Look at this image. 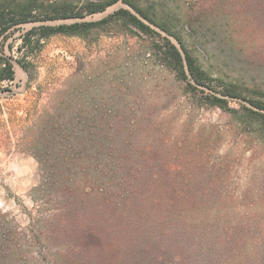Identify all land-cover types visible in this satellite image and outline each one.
<instances>
[{
	"label": "trees",
	"instance_id": "obj_1",
	"mask_svg": "<svg viewBox=\"0 0 264 264\" xmlns=\"http://www.w3.org/2000/svg\"><path fill=\"white\" fill-rule=\"evenodd\" d=\"M118 2L131 10L121 8L98 22L41 25L24 35L23 45L33 51L55 35L82 37L122 23L154 38L153 56L188 89L209 90L202 91L208 104L223 111L235 102L264 130V93L248 98L238 79L214 78L218 66L206 67L198 57L208 59L213 45L195 46L194 54L137 0H0V91L15 79L13 64L1 55L14 29L83 19ZM136 14L173 36L180 48ZM19 63L29 70L28 63ZM234 69L243 77L245 65ZM67 108L37 115L27 108L25 118L9 109L7 119L0 117V140L10 138L11 128L24 129L20 142L41 171L25 225L0 210V264H264V228L232 219L222 207L220 181L203 165L188 167L167 145L136 147V120L123 125L121 111H96L87 123L78 98Z\"/></svg>",
	"mask_w": 264,
	"mask_h": 264
},
{
	"label": "rangeland",
	"instance_id": "obj_2",
	"mask_svg": "<svg viewBox=\"0 0 264 264\" xmlns=\"http://www.w3.org/2000/svg\"><path fill=\"white\" fill-rule=\"evenodd\" d=\"M137 2L152 20L178 34L194 54L198 55L195 46L213 45L208 59L198 57L206 67L218 66L212 68L214 78L238 79L246 97L262 98L264 0ZM121 8L130 9L118 2L83 19L29 22L14 29L1 53L15 72L14 81L5 85L8 90L0 91L1 119L8 118L9 109L23 118L27 108L34 115L68 109L77 98L84 105L82 118L87 123L96 111H121L123 125L130 127L129 121L132 125L136 120V147L167 145L171 154L191 163L188 167L203 165L220 181L219 190L226 197L222 207L232 219L253 221L264 228V130L235 102L229 103L232 110L223 111L208 104L202 91L209 90L188 89L153 56L154 38L118 23L94 28L82 37L55 35L43 39L38 49L33 46V51L23 45L22 38L35 27L98 22ZM141 19L180 48L173 36ZM19 61L28 63L29 70ZM236 64L245 65L240 72L243 77H237ZM11 131L9 139L0 140V210L25 225L41 171L20 142L24 129Z\"/></svg>",
	"mask_w": 264,
	"mask_h": 264
}]
</instances>
